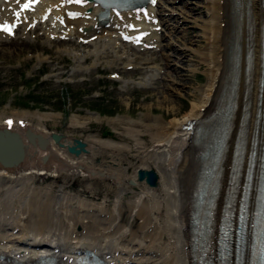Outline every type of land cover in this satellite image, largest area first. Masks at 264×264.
<instances>
[{"label": "bare ground", "instance_id": "6f19581e", "mask_svg": "<svg viewBox=\"0 0 264 264\" xmlns=\"http://www.w3.org/2000/svg\"><path fill=\"white\" fill-rule=\"evenodd\" d=\"M182 1L184 8H189L190 11L191 2ZM199 7L204 12L201 17L190 16L188 11L183 12V18L191 17L193 27L197 29L195 36L188 37V31L185 35L175 36V40L165 41L164 48L175 53V58L163 50L160 52L161 63L167 68V74L162 77V85L158 88H165L166 91H160L161 95L156 104H167L172 117L166 119L163 114H153L151 105H146L147 110L137 118L127 114L106 118L111 122H121V125L115 128L122 129L121 133L127 140L122 138L116 141L96 134L79 133L62 136V148L56 144L49 147L52 162L56 163L57 169L64 176H100L102 194L98 201L83 196L82 193L74 195L67 188L68 182L34 185L35 169H40L41 166L49 167V162H39L38 156L42 150L36 145L26 142L25 158L19 165L5 168L0 164V240L8 241L0 245L1 249L8 251L19 246L22 247L18 248L20 251H28L31 256H36L51 248L50 245L58 244L67 254L76 247V243L92 239L93 246L97 249L112 253L118 251L117 258L121 261L127 260L131 264H185L181 258L187 240L181 229L185 225L188 211V195L196 182H190L193 178L191 168L194 165L192 144L189 131L182 129V125L191 119L200 118L215 106L225 78L230 73L229 79L235 81L238 90L237 117L241 114V99L246 93L250 100L249 123L252 127L260 81L264 73V67L261 65L264 0H238L234 7L235 29L232 42L231 0H200ZM176 26L174 24L171 29H178ZM234 41L235 45L239 46H234L231 51ZM10 43L16 47L17 42ZM56 51L59 55L71 56L74 62L72 71L83 69L80 63L87 56L95 59L94 64L100 58L110 66L113 61L119 62L111 53L97 47L86 51L64 46ZM8 52L9 49L4 48L0 53L3 56ZM190 53L196 56L198 61L194 65L189 64L185 69L196 72L200 65H204L205 78L190 93L189 107L181 112L183 106L176 107L171 104L167 91L181 90V87L176 85H183L180 81L184 68L177 62L184 60ZM231 53L235 57L230 68L227 60ZM171 57L173 58L170 59ZM155 58L156 56H153L149 59ZM41 59L42 57H39V61ZM175 59L177 60L171 62ZM248 60L250 66L247 69ZM132 63L130 59L124 62V65ZM168 69L175 75L169 76ZM150 77H146L144 82H149ZM133 86L130 80L123 81L121 85L127 88ZM3 115L6 114L1 116ZM16 115L24 118L30 116L32 123L28 128L42 136H49L44 123L59 113L48 114L36 110L31 113L22 111ZM81 117L85 118L71 116V125L86 130L89 121L102 119V116L91 111ZM135 123L142 128L135 127ZM73 138L84 141L89 153L79 157L70 156L65 148ZM98 150H103L105 154ZM124 157L129 160L128 165L123 161ZM95 158H99L98 163L94 162ZM129 167L133 170L138 167H155L161 175L159 186L152 189L136 182L134 171L128 172ZM109 177L113 180L107 181L106 178ZM130 179L133 180L134 186L128 184ZM93 194L97 195L99 191L94 188ZM16 227L19 230L13 233L12 230ZM78 231L80 234L84 231V235L73 239L71 233Z\"/></svg>", "mask_w": 264, "mask_h": 264}, {"label": "rangeland", "instance_id": "374dc122", "mask_svg": "<svg viewBox=\"0 0 264 264\" xmlns=\"http://www.w3.org/2000/svg\"><path fill=\"white\" fill-rule=\"evenodd\" d=\"M196 4H200V2L193 0L190 4V11L189 8L184 7H182V10L188 11L190 16L200 17L202 16V13H200L201 8L197 9ZM182 28L181 34H178L180 36L184 35L185 29L190 31L188 37L193 38L197 33V29L192 28V23H186ZM36 46L39 45L36 44ZM28 52H32V50H25L20 55L14 53L5 55L3 59V56H0V111L3 109L7 113L14 111L31 113L36 110L48 113L57 112L62 116H66L67 120L71 114L85 115L89 110H93L101 114L102 120L89 123L88 132L109 133L110 135L115 131L113 129L115 123L110 124L107 119H103L104 116L111 118L128 114L136 118L147 110L146 105H151L153 114H163L166 119L172 117L167 104H162V106L156 104L161 95L160 91L165 90V88L144 91L135 87L128 89L127 92H122L119 89V84L99 79L95 72L88 76L86 73L79 72L71 74L72 63L69 62L67 66H63L67 61L66 56H63V60L59 63L49 64L44 67L43 71L38 72L33 67V65L38 64L35 63L37 60L27 57ZM185 59L190 61L189 58ZM192 59L190 64L193 63L194 65L197 62L196 57L192 56ZM61 66L62 69H60ZM204 69L205 66L200 65L196 72L183 71L184 75L181 77L180 82L185 83V86L176 85L178 88L181 87V90L176 92L167 91L171 104L173 103L176 107L183 106L181 112L189 107L190 93L195 86H199L200 82L204 80ZM44 71H62V73L43 81L45 75L42 72ZM81 75H86L88 80L84 82L75 80L72 84H65L59 80L61 76H73L77 79ZM174 75V72L170 71L169 76ZM99 90L102 91L103 96L95 98L93 94Z\"/></svg>", "mask_w": 264, "mask_h": 264}, {"label": "snow or ice", "instance_id": "6c2138e0", "mask_svg": "<svg viewBox=\"0 0 264 264\" xmlns=\"http://www.w3.org/2000/svg\"><path fill=\"white\" fill-rule=\"evenodd\" d=\"M30 2H33V0H30ZM67 2H75V3H81L82 0H67ZM153 3H155V0H152ZM29 7V3L24 4V8L27 9ZM11 26L8 25H0V31H10ZM126 39H138V38H131V37H126ZM11 123V121H9Z\"/></svg>", "mask_w": 264, "mask_h": 264}]
</instances>
